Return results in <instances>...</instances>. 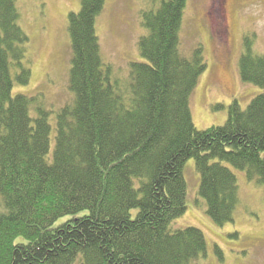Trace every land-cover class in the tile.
I'll return each mask as SVG.
<instances>
[{
	"label": "trees",
	"instance_id": "trees-1",
	"mask_svg": "<svg viewBox=\"0 0 264 264\" xmlns=\"http://www.w3.org/2000/svg\"><path fill=\"white\" fill-rule=\"evenodd\" d=\"M18 0H0V264H192L206 256L196 228L171 230L187 211V161L217 226L234 222V170L264 187V93L246 109L236 100L222 127L196 129L190 101L207 70L201 46L179 51L187 0L142 14L141 62L122 91L101 57L96 20L106 0H82L69 14L74 103L53 126L27 86L29 37ZM246 53L244 82L264 89V56ZM53 150V151H52ZM52 151V156H51ZM135 212V213H134ZM216 252L221 251L216 246Z\"/></svg>",
	"mask_w": 264,
	"mask_h": 264
},
{
	"label": "rangeland",
	"instance_id": "rangeland-1",
	"mask_svg": "<svg viewBox=\"0 0 264 264\" xmlns=\"http://www.w3.org/2000/svg\"><path fill=\"white\" fill-rule=\"evenodd\" d=\"M81 1H17L18 25L29 37L25 61L31 69V80L27 86L15 82L13 96L22 93L36 100L31 110L33 117L37 108L49 114L54 128L53 150L57 115L75 99L69 88L73 51L68 17L80 11ZM164 1L167 0H106L96 20L103 63L109 66L113 84L118 83L122 91L129 87L130 64L142 61L139 41L147 35L142 14L157 10ZM247 39L252 42L253 54L264 56V0H187L179 51L191 59L194 49L201 46L208 65L190 101L193 122L199 131L224 126L233 102L237 100L246 109L264 93V89L244 82L240 75ZM233 172L238 180L239 201L234 222L220 227L209 217L207 203L200 196L195 160L185 165L187 211L173 221L171 230L194 227L204 233L206 256L192 264H264V187L248 181L245 172Z\"/></svg>",
	"mask_w": 264,
	"mask_h": 264
}]
</instances>
